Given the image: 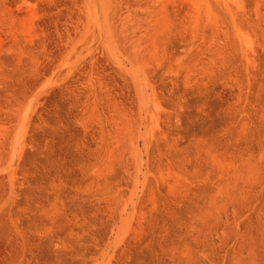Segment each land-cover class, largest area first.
Listing matches in <instances>:
<instances>
[{
  "label": "rangeland",
  "instance_id": "obj_1",
  "mask_svg": "<svg viewBox=\"0 0 264 264\" xmlns=\"http://www.w3.org/2000/svg\"><path fill=\"white\" fill-rule=\"evenodd\" d=\"M0 264H264V0H0Z\"/></svg>",
  "mask_w": 264,
  "mask_h": 264
}]
</instances>
